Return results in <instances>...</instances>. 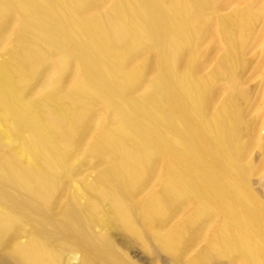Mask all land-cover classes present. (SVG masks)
Returning <instances> with one entry per match:
<instances>
[{"label":"bare ground","instance_id":"obj_1","mask_svg":"<svg viewBox=\"0 0 264 264\" xmlns=\"http://www.w3.org/2000/svg\"><path fill=\"white\" fill-rule=\"evenodd\" d=\"M255 75L264 0H0V264H264Z\"/></svg>","mask_w":264,"mask_h":264},{"label":"rangeland","instance_id":"obj_2","mask_svg":"<svg viewBox=\"0 0 264 264\" xmlns=\"http://www.w3.org/2000/svg\"><path fill=\"white\" fill-rule=\"evenodd\" d=\"M250 85L258 89H262V91L264 90V82L262 78L258 75H255L250 80ZM260 107H261V103L259 102L257 104V110L255 115H256V121L258 124L259 133L261 135H264V109L260 110ZM252 157L256 163L260 157L259 151L258 150L254 151V153H252ZM251 179H252L253 187L256 190H258L261 193V195L264 197V168L262 169L261 173L258 176H253ZM128 254L133 260L139 262V264H152L153 255L150 252L145 251L144 248L143 247L141 248L138 244L129 247ZM167 257L168 255L165 252L161 253L160 258L162 260V264H166L165 261Z\"/></svg>","mask_w":264,"mask_h":264}]
</instances>
